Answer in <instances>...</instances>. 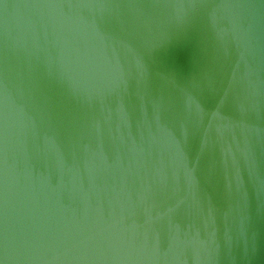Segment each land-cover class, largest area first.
<instances>
[{"label": "water", "instance_id": "obj_1", "mask_svg": "<svg viewBox=\"0 0 264 264\" xmlns=\"http://www.w3.org/2000/svg\"><path fill=\"white\" fill-rule=\"evenodd\" d=\"M0 264H264V0H0Z\"/></svg>", "mask_w": 264, "mask_h": 264}]
</instances>
